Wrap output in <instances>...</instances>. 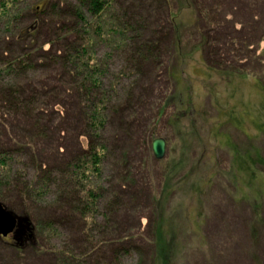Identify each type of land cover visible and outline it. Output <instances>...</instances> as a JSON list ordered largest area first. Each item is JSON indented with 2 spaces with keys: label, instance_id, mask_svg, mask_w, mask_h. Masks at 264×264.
<instances>
[{
  "label": "rangeland",
  "instance_id": "obj_1",
  "mask_svg": "<svg viewBox=\"0 0 264 264\" xmlns=\"http://www.w3.org/2000/svg\"><path fill=\"white\" fill-rule=\"evenodd\" d=\"M42 1L45 0H28V4L43 5ZM225 1L223 11L226 16H232L227 24L231 25L233 20L243 23L245 19L247 23L251 20L252 12L259 16L258 29H262L264 5L249 13V0ZM136 2L119 0L122 13L128 7L132 8L131 4L135 3L137 7ZM183 2L184 0H168L165 5L154 3L158 6L157 11L151 8L147 10L150 15L142 16L148 25V29L142 33L144 43H149L153 37L151 28L157 30L158 38L162 40L158 51L147 53L148 49L141 50L146 54L143 61L137 62L138 56L133 52L134 58L130 56L133 60L129 59L127 52L123 53L128 57L126 60L124 55H117L113 49H108L113 56L108 58L107 72L102 81L106 87L115 89V94L119 92L120 86L123 100L120 98V112L112 114L104 135L110 146L100 170L103 172L102 177L93 176V180L102 187L94 215V221L101 228L94 230L99 234L94 240L104 241L102 237L106 231L114 241L124 240L127 236L131 239L116 244L114 248L108 247L112 245L111 242L105 244V257L96 255L89 259L91 264H105L108 260L112 262L109 252L119 248L133 249V254L125 258V264H160V259L155 255L154 243L159 220H163V217L164 227L168 230L166 235L175 240L169 264H264V91L254 85L258 76L264 73L258 74L251 67L254 59L264 52V41L260 42L261 35L255 34L254 39L245 44L246 49L242 48L239 52L229 50L232 55L226 57V67L242 62L247 69L241 72L244 78L229 76L233 81L228 82V78L207 68L203 53L206 49L213 48L219 54L218 50L223 48L221 45L224 36H237L234 25L221 30V33H212L214 43L215 39L220 40V43L217 42L214 46L210 43L208 47L204 45L203 49L201 22L193 11L183 8L179 53V48H172L174 37L167 10L171 3L176 12L183 7ZM136 7L131 13L136 11L134 14H141V7L139 10ZM234 11L237 12L236 16ZM249 26L252 23L248 22L244 27ZM244 27L241 34L245 39L251 32ZM3 34L5 33L0 29V39H3ZM140 43L142 46L143 42H138L135 46L139 47ZM235 44L238 45L236 42ZM42 48L36 52L39 57L46 56L40 60L41 64L47 63L46 58L50 57V45L43 50ZM97 51L99 58L107 53L103 48ZM124 68L129 69L126 75L128 77L117 82L118 71ZM172 72L177 74L175 80L171 79ZM34 76V84L47 82L50 77L49 72L43 75L35 73ZM180 88L184 94L180 92ZM179 95L183 97L185 104L162 106L168 97L176 100ZM187 95L190 96L191 105H188ZM67 99L70 104L65 111L62 109L60 118L55 123L59 131L48 137L52 145H60L62 148H44L42 151V156L50 158L47 163L53 165V179L60 175L70 158L79 156L83 152L81 149L86 151L89 144L85 136L79 135L78 138V134L74 135V128L81 119L78 118V112L72 110L73 100L70 97ZM221 105H237L242 115L241 118L239 116L242 122L240 126L231 124L227 116L220 114ZM186 109L191 111L178 115L180 122L174 124L177 111ZM122 127L125 130L129 128L130 139L125 136L126 132L121 131ZM81 131L86 129L82 128ZM138 133L147 138L144 147L138 142ZM148 134L156 135L155 139L161 137L167 140L163 159L154 156L152 143L155 139L151 142ZM5 137L3 126H0V138L5 141ZM229 140L232 145L228 143ZM79 141L82 143L80 147ZM236 153L241 155L245 166L250 167L257 176L250 187L247 180L241 183L236 180L235 174L240 172L234 166ZM16 163L26 170L23 173L29 179H36L34 170H27L30 167L29 159H17ZM17 165L15 164L13 171L19 169ZM125 178L128 183L124 182ZM168 178L169 183L172 182L174 186L170 190L171 194L164 197L163 189ZM114 196L118 197L113 202L115 205L112 203ZM3 198L5 199L0 200V203L8 209L14 211L9 203L14 208L20 207L17 194L9 197L10 200L7 196ZM59 198L53 188L35 209L31 205H24L26 211L32 212L21 215L28 214L35 232L31 238L22 241L24 243L21 247L14 246L13 235L0 237V264H44L39 261L40 254L33 249L34 246L38 249L41 243L46 245L45 250L50 254L67 246L91 250L88 236L80 234L79 229L74 227L76 220H71L72 217L66 213L54 217L52 211L66 208L61 203L60 207H56ZM158 200L162 202V207H156L154 201ZM71 203L74 206L78 204L73 198L68 201V204ZM14 212L18 214L19 211ZM49 219L62 223L59 225V235L52 236V240L51 235L48 237L38 233L36 225L39 221ZM105 226L108 229L104 230ZM43 257L46 259L44 255Z\"/></svg>",
  "mask_w": 264,
  "mask_h": 264
},
{
  "label": "trees",
  "instance_id": "obj_2",
  "mask_svg": "<svg viewBox=\"0 0 264 264\" xmlns=\"http://www.w3.org/2000/svg\"><path fill=\"white\" fill-rule=\"evenodd\" d=\"M45 1H42L43 5L34 6L32 3L28 4V0H0V29L2 33H5L2 36L3 39H0L2 45L0 46V126H3L4 135H6L5 141L0 138V200L5 199L3 196L9 198L17 194L20 207H16L18 208L16 209L10 203L9 206L14 211H19V215L26 214L32 211H26L24 205H31L35 209L54 188V191L60 197L56 202V207H60V203L66 207L60 211H52L54 217L66 213L72 217L71 220H76L73 225L79 229L80 234L88 236V242L92 246L91 250H85L86 247L81 250V248L67 246L56 249V252L50 254L45 250L47 249L46 245L42 243L38 249H36V246L33 249L40 254L39 261L41 260L44 264H91L89 259L92 257L96 255L100 258L105 257L103 254L105 248H107L106 246L103 247L105 244L111 242L112 245L108 247L114 248L116 244L131 239L127 236L124 240L114 241L115 239H111L106 231V234L102 237L104 241H100L99 238L98 241L94 240L95 237L99 236L97 231L94 230L101 228V225H97L96 220L94 221V215L98 206L97 201H100L102 187L100 183L93 180V176L96 178L101 175L102 177L103 172L100 170L110 146L104 135L110 125L112 114L120 112L121 107L118 102L123 100L120 86H118L119 92L117 95L115 89L106 87V84L102 81L107 72L108 60L113 56V53L111 54L110 50L108 52V49H113L117 55H124L123 53L127 52L128 57H133V52L135 56H138L137 62L145 59L146 54L142 53L143 50L148 49L147 53L160 50L159 45L162 40L158 38L157 30H152V28L150 30L153 34L150 41L153 46L150 42L144 43L142 33L143 30L148 29V25L142 16L150 15L147 10L151 8L157 11L158 6L155 4L164 3L165 5L168 0H136L138 6L136 7L135 3L131 4L132 8L128 7L125 13H122L119 0ZM125 1L131 2L132 0ZM249 1L247 6L249 13L264 5V0ZM183 4L181 9L174 12L172 4L169 3V9L167 10L171 18L169 25L172 30V37H174L172 48L177 49L181 44V37L179 36L183 27L181 26V11L183 8L193 11L198 16L199 22H201L200 36L203 49L205 48L204 45L208 47L211 43L214 46L220 41L215 39L214 43L212 33H221V30L234 25V32L237 36L232 34L224 36L225 39L221 45L223 48L218 50L219 54L215 52V49L208 48L203 56L210 71L220 73L225 78L229 76L236 79L244 78L241 72L247 69L246 66L240 62L239 65L235 63L233 66L226 67L228 62L226 57L232 55L230 49L235 52L242 51V48L246 49L245 44L250 43L256 36L255 34L261 35L260 42L264 41V16L262 29H258V25H260L257 22L259 16L253 15L251 12V20L247 19V23H252V26L245 28L246 19L243 23L233 20L230 23L231 25L227 24L232 16H226L223 11V6L226 4L225 0H184ZM134 7L137 10L141 7L142 13L134 14L135 10L131 13L135 9ZM25 8H28V10ZM234 13L236 16L237 12L234 11ZM243 27L246 30L250 29L251 32V35L245 39L242 38L241 34ZM159 33H161V30H159ZM138 42H143V45L141 46L140 43L139 47L135 46ZM47 45H50V57L46 58L47 63L41 64L40 60L46 56L39 57L36 52L42 47L43 50ZM99 48L107 50L102 58L97 56ZM124 56L127 60L128 57ZM133 58L130 57L129 59L133 60ZM223 59L224 61H222ZM229 61L235 62L234 60ZM130 64L132 65L133 61ZM252 66L258 74L264 73V52L254 59ZM127 71L129 69H119L116 81L127 78ZM46 72H49L50 75L48 81L37 83L39 85L34 84L35 79H32L35 77L34 74L43 75ZM170 76L172 80H175L177 74L172 72ZM231 77L228 78V82L233 81ZM254 85L260 90L262 89V92L264 91L263 74L258 76ZM182 90L180 88V92ZM67 97L73 100L72 110L75 109L78 112V118L81 119L80 123L78 122V125L74 128V135L78 134V138L79 135L85 136L89 140V144L86 151L81 149L83 152H80L79 156L70 158L69 163L64 165L65 167H63L64 169H62L60 175L53 179V165L47 163L50 158L42 156L44 153L42 151L44 148L57 150L60 147V145H52L48 141V137L56 135L59 131L57 126L55 127V123L57 118H60L59 113L62 112V109L65 111L66 106L70 104ZM114 100L116 102H113ZM187 101L188 105H191L189 95H187ZM171 104L175 106L183 105L185 100L181 95L176 100L174 97H168L162 106L165 107V105ZM219 107H221L220 114L223 113L227 116L231 124L235 123L240 126L242 115L241 110L238 111L237 105L231 107L221 105ZM162 109L161 107L160 110ZM188 111L190 112L191 109L177 111L173 123L180 122L178 115H185ZM82 128L86 131H81ZM121 129V131L127 133L125 136L129 138V128L125 130L122 127ZM155 136L148 134V137H151V142L155 139ZM137 137L139 138L138 142L144 147L147 138L141 137L139 133ZM80 146H82V143L79 141L78 147ZM29 154L31 157H28ZM25 157L29 159L30 164L27 170H34L35 180L29 179L26 173H23L26 170L16 163L17 159H24ZM242 160L240 154H234L235 169L240 171L235 174V177L238 183L247 180L250 187L257 176L250 167L245 166V161ZM249 161H251L250 158ZM15 164L19 169L13 171ZM246 175L250 180L247 179ZM126 181L125 178L124 182ZM169 181L168 178L163 189L164 197L171 194L172 191L170 190L174 186ZM114 197L112 203L118 200L117 196ZM72 198L80 206L78 204L74 206V203L68 204V201ZM154 203H156V207H162L160 200L154 201ZM65 210H68V212ZM50 219L39 221L36 225L38 226V233L41 235L46 234L48 237L51 235L50 239L52 240V236L57 237L59 235V225L62 223L58 224L55 220ZM163 223L164 217L163 220H159L156 229L155 255L160 259V264H169L172 260L170 256L175 247V240L172 237L168 238L166 235L168 230H166ZM106 229H108L107 226L104 227V230ZM29 235L27 238L23 237L22 241L25 242L28 237L31 238ZM24 242L14 241L13 244L15 247H21ZM108 249L111 250L112 248ZM131 254H133L132 248L112 250L109 252L112 262L108 260L105 264H125V258L131 256ZM95 264H99V262Z\"/></svg>",
  "mask_w": 264,
  "mask_h": 264
},
{
  "label": "water",
  "instance_id": "obj_3",
  "mask_svg": "<svg viewBox=\"0 0 264 264\" xmlns=\"http://www.w3.org/2000/svg\"><path fill=\"white\" fill-rule=\"evenodd\" d=\"M167 143L164 138H156L152 143L153 153L156 158L163 159ZM32 220L27 215H19L0 203V237L13 235L16 242H22L23 237H32L35 232Z\"/></svg>",
  "mask_w": 264,
  "mask_h": 264
},
{
  "label": "bare ground",
  "instance_id": "obj_4",
  "mask_svg": "<svg viewBox=\"0 0 264 264\" xmlns=\"http://www.w3.org/2000/svg\"><path fill=\"white\" fill-rule=\"evenodd\" d=\"M161 138V137H160ZM166 143H167V140H166ZM166 147H167V145H166ZM26 237V236H25Z\"/></svg>",
  "mask_w": 264,
  "mask_h": 264
},
{
  "label": "flooded vegetation",
  "instance_id": "obj_5",
  "mask_svg": "<svg viewBox=\"0 0 264 264\" xmlns=\"http://www.w3.org/2000/svg\"><path fill=\"white\" fill-rule=\"evenodd\" d=\"M10 236H11V235H10ZM10 236H9V237H10ZM26 238H27V236H26Z\"/></svg>",
  "mask_w": 264,
  "mask_h": 264
}]
</instances>
